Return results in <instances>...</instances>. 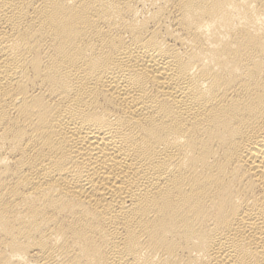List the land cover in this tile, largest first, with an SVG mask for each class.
<instances>
[{"label": "bare ground", "instance_id": "obj_1", "mask_svg": "<svg viewBox=\"0 0 264 264\" xmlns=\"http://www.w3.org/2000/svg\"><path fill=\"white\" fill-rule=\"evenodd\" d=\"M0 264H264V0H0Z\"/></svg>", "mask_w": 264, "mask_h": 264}]
</instances>
